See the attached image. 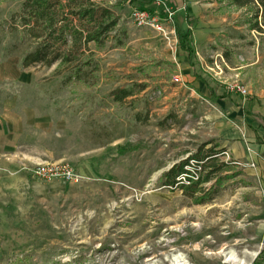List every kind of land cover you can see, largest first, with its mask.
<instances>
[{
    "label": "rangeland",
    "instance_id": "obj_1",
    "mask_svg": "<svg viewBox=\"0 0 264 264\" xmlns=\"http://www.w3.org/2000/svg\"><path fill=\"white\" fill-rule=\"evenodd\" d=\"M23 1L0 0V115H11L14 123L23 110L30 117L65 116V134L57 141L51 131L60 130L61 121L43 128L31 121L18 141L13 138L16 148L0 153V264H149L150 259L170 264L177 253L191 264H231L218 253L222 249L258 264L264 249L259 234L264 175L252 165L219 153L197 169L199 180L211 172L208 182L163 185V174L173 165L221 149L205 130L194 132L197 115L181 103L184 88L175 77L183 75L186 62L178 40L173 46L132 22L133 10H153L150 0H95L117 16L125 33L119 47L109 39L102 48L89 44L92 65L81 81L58 63L20 65L31 48V41L14 31ZM183 4L170 3L175 16L182 8L198 11L214 26L207 34L214 42L208 54L219 62L222 57L230 68L215 78L229 79L225 85L236 80L247 96L264 92V30L249 29L256 11L261 20L256 3ZM204 53L198 50L199 56ZM128 88L134 94L115 102L113 92ZM66 139L70 144L62 145ZM47 148L50 154L42 152ZM45 162L68 163L81 179L70 183L35 175ZM193 166L190 161L186 169Z\"/></svg>",
    "mask_w": 264,
    "mask_h": 264
},
{
    "label": "crops",
    "instance_id": "obj_2",
    "mask_svg": "<svg viewBox=\"0 0 264 264\" xmlns=\"http://www.w3.org/2000/svg\"><path fill=\"white\" fill-rule=\"evenodd\" d=\"M185 1L167 0V5L174 3L177 7H181ZM182 9L183 12L176 11V16L180 15L178 20L175 19L174 14L172 26L175 29V24H177L182 29H190L194 42V54L191 56L179 51L181 58L186 62V66L183 75L178 76L181 86L184 88L181 90L183 93L181 103L185 109L197 115L194 132L205 130L211 138L216 139L218 143L216 149L220 148L221 153H225L238 164L252 165L258 175H264V92L261 91L260 94L254 96L249 94V96L243 97L228 91V85L236 80L226 84V86L225 81L229 79L218 80L220 79V73L218 72L230 68H228L222 57H220V62L213 60V56H209L207 50L214 47L212 46L214 44L212 37L208 38L209 35H207L212 33L213 24H208L206 23L207 20H202L203 15L200 14L201 12L189 11L186 8ZM194 37L197 38V42H195ZM198 50L202 53L205 52L206 57L199 56ZM255 63L253 62L248 66ZM215 77H218V79ZM22 115V119L19 118L17 123H14L9 114L0 115V153L3 155L9 154L12 150L11 147L16 148L13 138L18 141L22 135V130L24 131L27 123L31 121L35 122L34 126L36 128H43L44 124L48 125L49 123L61 121L60 130L51 131L54 138L58 137L57 141L64 137L60 138L59 135L65 134L62 130L65 116H63L64 118L62 116L53 118L46 114H40L30 117L27 116L26 110H23ZM50 128H53L52 124ZM60 143L66 146L70 144V141L66 139ZM76 150L73 148L72 152L75 153ZM37 151L41 153L40 149ZM62 151L67 152L70 149L64 148ZM42 152L50 154L51 150L47 148ZM64 157V155L59 156L54 161L63 160ZM48 158L46 157V160ZM49 159H53V157ZM259 234L264 242V224L261 226ZM259 261L258 264H264V249L261 252Z\"/></svg>",
    "mask_w": 264,
    "mask_h": 264
},
{
    "label": "trees",
    "instance_id": "obj_3",
    "mask_svg": "<svg viewBox=\"0 0 264 264\" xmlns=\"http://www.w3.org/2000/svg\"><path fill=\"white\" fill-rule=\"evenodd\" d=\"M232 5L244 8L254 2L258 6L260 22H257L258 11L254 15L251 30H264V0H230ZM152 14L153 10L140 8ZM17 15V29L19 34L31 41V48L22 55L20 65L23 68L36 64L47 67L55 63L70 68V78L81 81L86 74L84 68L91 64L89 44L102 48L106 41L111 40L114 47L122 45L125 30L118 27V18L108 8L101 7L95 0H24ZM187 18V16H186ZM114 35L110 37L111 33ZM178 40V50L194 54L191 30L182 29L175 24ZM121 33V34H119ZM134 94L132 88L118 89L111 95L115 102H121ZM168 115L166 118H169ZM221 153L212 150L201 152L173 165L163 174L167 187L180 185L177 179L184 176L188 185L198 186L208 182L211 172L202 180L197 176L198 168H205L207 161L215 159ZM194 161L193 169H186L189 162Z\"/></svg>",
    "mask_w": 264,
    "mask_h": 264
},
{
    "label": "built area",
    "instance_id": "obj_4",
    "mask_svg": "<svg viewBox=\"0 0 264 264\" xmlns=\"http://www.w3.org/2000/svg\"><path fill=\"white\" fill-rule=\"evenodd\" d=\"M150 2L154 6V12L150 14L147 11L133 10L131 14L133 24L138 28L156 31L164 40L174 46L177 42L175 29L172 26L174 12L167 5L166 0H150ZM175 79L178 81V76ZM228 91L243 97L248 94L246 88L238 83L229 84ZM34 174L43 179L59 178L70 183H77L81 179V176L68 163L63 162H45L37 165ZM177 180L184 181V176Z\"/></svg>",
    "mask_w": 264,
    "mask_h": 264
},
{
    "label": "bare ground",
    "instance_id": "obj_5",
    "mask_svg": "<svg viewBox=\"0 0 264 264\" xmlns=\"http://www.w3.org/2000/svg\"><path fill=\"white\" fill-rule=\"evenodd\" d=\"M219 254H222L225 258V262H229L231 264H247L244 260V258H241L238 256V254L234 250H227L222 249L218 252ZM246 254H250L246 252ZM256 253H251L252 256H254ZM152 259L148 260L150 262L149 264H155L154 262H151ZM170 264H191L186 257L183 254L177 253L169 258Z\"/></svg>",
    "mask_w": 264,
    "mask_h": 264
}]
</instances>
